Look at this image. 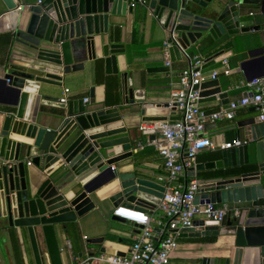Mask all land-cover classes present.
<instances>
[{"label":"water","instance_id":"1","mask_svg":"<svg viewBox=\"0 0 264 264\" xmlns=\"http://www.w3.org/2000/svg\"><path fill=\"white\" fill-rule=\"evenodd\" d=\"M36 1L1 0L5 11L0 15V34L7 36L6 50L11 53L1 78L7 99L0 108V232L9 231L19 242L27 237L34 264H67L54 226L61 224L64 229L65 223L83 217L105 198L113 208L153 211L164 185L112 168L132 155L116 107L95 104L91 90L86 102L60 104L52 88L83 68L81 57L102 60L105 75L119 76L122 105L137 110L141 122L178 121L167 102L149 100L143 91L129 86L126 73L118 72L116 56L123 48L108 41L109 17L131 14L139 4L146 12L143 18L166 34L170 62L182 61V51L194 46L204 53L201 70L230 60L248 82L264 77V30L260 29L264 0H133L132 8L127 7L129 0ZM248 7L257 11L247 12ZM250 16L254 21L258 18L257 23L244 26ZM147 72L166 73L168 67ZM193 89L198 104L217 100L227 106L229 100L216 78L202 80ZM40 107L60 113H46ZM40 120L52 123V129ZM241 127L239 147L220 150L218 160L184 170L194 177L201 170L243 166L238 174L200 181L193 198V204L237 205V217L193 220L190 228L173 233L189 239L232 236V251L222 264H264V122L253 117L242 121ZM29 165L40 175L30 177ZM111 220L125 223L118 217ZM87 243L101 245L99 253L124 256L107 248L103 238ZM200 264L215 260L202 258Z\"/></svg>","mask_w":264,"mask_h":264},{"label":"crops","instance_id":"2","mask_svg":"<svg viewBox=\"0 0 264 264\" xmlns=\"http://www.w3.org/2000/svg\"><path fill=\"white\" fill-rule=\"evenodd\" d=\"M35 1L29 0V3H35ZM4 11V6L0 0V15ZM256 11L257 7L247 8V12L254 13ZM145 13L143 6L135 4L131 14L126 13L124 16L109 17L107 37L110 43L122 45L123 52L116 56V64L118 72L126 73V77L131 80L129 86L132 89L143 91L145 97L149 100L167 102L169 92L177 88L178 75L185 68L186 62L184 60L170 62L166 73L147 72L148 69L164 66L162 44L165 41L166 34L157 29L153 22L145 20L143 18ZM257 21L258 18L254 21L253 16H250L248 23L244 26H254ZM260 29L264 30V24L260 26ZM6 39L7 36L5 34H0V108L7 99L5 86L1 84V78L6 72L5 65L8 61V55L11 53L9 49L6 50ZM185 52L191 56H204V53L195 49L194 46ZM79 62L83 63V68L78 72L70 73L66 80L62 81L60 87L52 88V96L58 100L62 96L63 90L66 89L67 102L78 99L83 101L84 98H88L89 90H91L95 104L101 105L104 109L116 107L118 114L122 117L123 127L127 132L132 155L127 159L112 164V168L119 172H133L137 177L154 180L165 185L162 159L151 147L146 145L149 141V135H145L138 130L139 126L146 123L140 121L137 110L132 109L133 107L128 105H122L119 76L105 75L102 60L87 61L85 57H81ZM211 71L217 72L215 78L219 82L221 92L226 93L229 100L228 103L239 100L245 91L243 85L245 80L236 65L230 60L214 64L202 70L203 80L210 79L208 75ZM58 76L65 78L61 73H58ZM110 78L117 79L118 88L116 91L108 93V96L105 97L104 87L100 82ZM198 105L206 112L224 108L218 105L217 100ZM250 108H237L234 110L233 118L230 120L223 119L213 123H206L204 125L206 136L215 145L230 142L233 139H239L242 143V121L257 115L255 110L249 111ZM39 109L50 114L60 113V110L56 108L40 107ZM40 122L47 129H52L53 127V124L48 121L40 120ZM261 139L264 141V136ZM137 145H140L141 148H138ZM219 151L205 150L197 154L196 157L218 153V158L214 160L216 161L219 159ZM107 154L108 158L113 157L111 149L107 150ZM206 162L208 161H196V164ZM214 170L222 172L233 169L201 170L195 172L194 177H188L186 171H183L182 175L174 182V185L183 186L191 180L200 182L223 179L222 177L204 179L209 171ZM27 173L30 177L40 175V171L31 165L27 166ZM116 209L105 198L100 202H96V206L83 217L76 219L74 222L65 223L64 229L61 228V224L54 226L59 247L64 245V241H68L70 246L69 250H65L62 254V261L67 264H75L74 258H79L84 253L103 254L99 253L101 245L88 244L87 240L89 239L103 238L107 248L126 254L138 230L128 222L118 223L111 220L110 214ZM156 212L157 210H153L147 213L152 216L153 220H157L160 219L161 214L159 215ZM152 225L155 227L154 224ZM178 239V241L176 240V248L169 257L171 264H200L202 258L214 259L215 264H222L223 259L231 253L233 248L232 236H218L213 243H190L185 241L189 238ZM0 264H34L27 237L24 236L22 241L19 242L13 235L9 234V231L5 232L1 229Z\"/></svg>","mask_w":264,"mask_h":264},{"label":"built area","instance_id":"3","mask_svg":"<svg viewBox=\"0 0 264 264\" xmlns=\"http://www.w3.org/2000/svg\"><path fill=\"white\" fill-rule=\"evenodd\" d=\"M138 2L144 3V0H138ZM133 6V0H129L127 7L132 8ZM167 47L168 45L164 41L162 57L165 67L170 64ZM182 57L186 66L178 75L177 88L169 92L167 100L168 110L172 109L179 120L146 123L138 127L141 133L154 136L146 145L151 147L162 159L165 185L154 209L160 212V219L153 220L148 213H143L133 207L119 206L111 212L110 216L134 224L138 230L128 252L123 257L107 254L89 257L87 253H84L81 257L74 258L75 264H171L169 257L176 248L178 234L173 233L174 230L190 228L193 220L219 222L224 217L229 220L237 217L239 213L237 205L226 203L193 204L198 181L191 180L183 186L174 185V182L185 169L196 164L195 158L200 152L230 149L241 145L239 139L218 145L213 144L204 132L206 123L223 119L230 120L233 118L234 110L239 107L254 108L259 122H264V78H253L245 82L243 84L245 95L241 96L239 100L231 101L227 103L226 107L216 111L206 112L199 107L197 92L193 89L203 80V72L200 67L204 57L201 55L191 56L185 51H182ZM224 62L222 61V63ZM216 75V71H211L208 77L214 79ZM66 94L67 90L64 89L57 102L66 104ZM86 101L87 99L84 98L83 102ZM137 147L141 148L140 145ZM69 248L68 241H64V245L59 247V251L63 254Z\"/></svg>","mask_w":264,"mask_h":264},{"label":"trees","instance_id":"4","mask_svg":"<svg viewBox=\"0 0 264 264\" xmlns=\"http://www.w3.org/2000/svg\"><path fill=\"white\" fill-rule=\"evenodd\" d=\"M100 83L103 84L104 87V92H105V97L108 96V93L114 92L118 88V82L116 78H110L108 80L101 81ZM218 158V153L216 154H211L207 155L205 154L203 157H196L195 160L200 162V161H214L215 159ZM195 161V162H196ZM244 171V168H235L233 170L229 171H209L204 177V179H212V178H226L231 175L238 174L240 172ZM215 237H201V238H195V239H186L185 241L190 242V243H213L215 241ZM177 241L179 240L178 238L176 239Z\"/></svg>","mask_w":264,"mask_h":264},{"label":"rangeland","instance_id":"5","mask_svg":"<svg viewBox=\"0 0 264 264\" xmlns=\"http://www.w3.org/2000/svg\"><path fill=\"white\" fill-rule=\"evenodd\" d=\"M156 213L160 215V212L157 211Z\"/></svg>","mask_w":264,"mask_h":264}]
</instances>
